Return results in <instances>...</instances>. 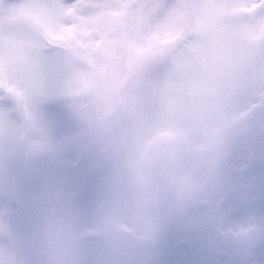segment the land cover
<instances>
[{
  "label": "rangeland",
  "instance_id": "rangeland-1",
  "mask_svg": "<svg viewBox=\"0 0 264 264\" xmlns=\"http://www.w3.org/2000/svg\"><path fill=\"white\" fill-rule=\"evenodd\" d=\"M224 170L225 228L264 245V0H0V264L132 216L130 184L174 213Z\"/></svg>",
  "mask_w": 264,
  "mask_h": 264
},
{
  "label": "flooded vegetation",
  "instance_id": "flooded-vegetation-1",
  "mask_svg": "<svg viewBox=\"0 0 264 264\" xmlns=\"http://www.w3.org/2000/svg\"><path fill=\"white\" fill-rule=\"evenodd\" d=\"M225 182L220 198L211 199L210 188H206L196 204H181L174 213L126 219L113 214L104 221L94 219L88 229L69 228L75 221L71 218L56 225L61 230L51 223L41 244L30 247V255L21 251L16 259L24 264L25 259L30 264H264L262 246L246 245L241 232L225 228L227 215L219 212V200L227 198L232 181L227 177ZM57 231L61 234H53ZM89 235L98 238L81 241Z\"/></svg>",
  "mask_w": 264,
  "mask_h": 264
},
{
  "label": "clouds",
  "instance_id": "clouds-1",
  "mask_svg": "<svg viewBox=\"0 0 264 264\" xmlns=\"http://www.w3.org/2000/svg\"><path fill=\"white\" fill-rule=\"evenodd\" d=\"M201 39L207 46L209 54H211L213 50V44L216 40L215 33L211 31H202ZM186 57L188 59L187 65L177 72V78L180 80H184L185 77H191L194 72V67L199 63V57L193 50H188L186 52ZM137 165L145 169H152L155 166V161L150 157L143 158L137 161ZM146 192V185H129L125 192V208L130 215L135 217L137 215L148 214L150 212V207L146 201Z\"/></svg>",
  "mask_w": 264,
  "mask_h": 264
},
{
  "label": "water",
  "instance_id": "water-1",
  "mask_svg": "<svg viewBox=\"0 0 264 264\" xmlns=\"http://www.w3.org/2000/svg\"><path fill=\"white\" fill-rule=\"evenodd\" d=\"M223 176H219L218 179H222ZM221 187L218 185V184H215L213 187H212V195L213 196H217L218 194L216 193ZM1 235L3 234V232L0 233ZM89 238V237H88Z\"/></svg>",
  "mask_w": 264,
  "mask_h": 264
}]
</instances>
